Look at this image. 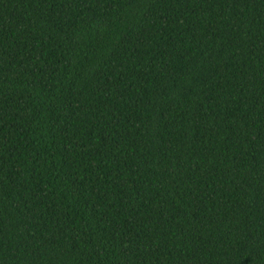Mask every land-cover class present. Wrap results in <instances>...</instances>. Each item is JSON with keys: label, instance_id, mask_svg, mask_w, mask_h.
I'll return each instance as SVG.
<instances>
[{"label": "trees", "instance_id": "obj_1", "mask_svg": "<svg viewBox=\"0 0 264 264\" xmlns=\"http://www.w3.org/2000/svg\"><path fill=\"white\" fill-rule=\"evenodd\" d=\"M0 264H264V0H0Z\"/></svg>", "mask_w": 264, "mask_h": 264}]
</instances>
